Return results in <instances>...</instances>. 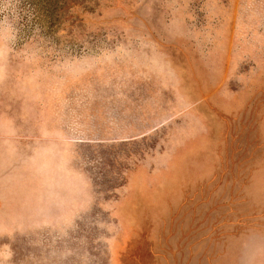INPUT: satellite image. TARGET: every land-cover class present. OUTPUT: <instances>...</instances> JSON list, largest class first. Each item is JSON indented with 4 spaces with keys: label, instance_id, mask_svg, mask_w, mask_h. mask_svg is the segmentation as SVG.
<instances>
[{
    "label": "rangeland",
    "instance_id": "obj_1",
    "mask_svg": "<svg viewBox=\"0 0 264 264\" xmlns=\"http://www.w3.org/2000/svg\"><path fill=\"white\" fill-rule=\"evenodd\" d=\"M0 264H264V0H0Z\"/></svg>",
    "mask_w": 264,
    "mask_h": 264
}]
</instances>
